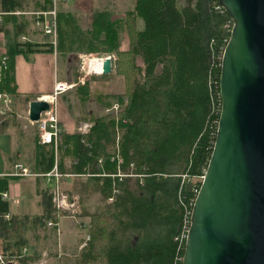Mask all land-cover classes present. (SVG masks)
Here are the masks:
<instances>
[{"label": "trees", "instance_id": "trees-1", "mask_svg": "<svg viewBox=\"0 0 264 264\" xmlns=\"http://www.w3.org/2000/svg\"><path fill=\"white\" fill-rule=\"evenodd\" d=\"M218 5V0H135L125 17L96 9L87 27L76 12L58 10L56 43L47 35L44 43L28 40L9 50L0 72L2 92L16 93L14 57L21 52L56 51L63 58L116 53L115 66L125 76L123 93L98 97L110 110L94 117L87 132L61 128L56 143L36 139L31 171L46 173L56 165L61 173L86 175L105 200L90 214L79 263L99 258L102 264H182L183 235L221 111V61L232 28L226 25L233 21ZM50 6L47 0L44 8ZM124 32L126 50L120 43ZM73 88L79 101L88 100V79ZM19 177L0 175V236L13 228L16 240L25 235L13 226L18 217L1 194ZM45 199L42 217L57 219L62 213L53 208L51 194Z\"/></svg>", "mask_w": 264, "mask_h": 264}, {"label": "water", "instance_id": "water-1", "mask_svg": "<svg viewBox=\"0 0 264 264\" xmlns=\"http://www.w3.org/2000/svg\"><path fill=\"white\" fill-rule=\"evenodd\" d=\"M218 2L233 25L221 61L215 142L182 264H264V0ZM111 62L105 60L103 73ZM48 106L32 100L30 120Z\"/></svg>", "mask_w": 264, "mask_h": 264}, {"label": "crops", "instance_id": "crops-1", "mask_svg": "<svg viewBox=\"0 0 264 264\" xmlns=\"http://www.w3.org/2000/svg\"><path fill=\"white\" fill-rule=\"evenodd\" d=\"M46 4L47 0H0V59L2 56H7L8 60L9 50L16 48V43L18 42L23 43L28 40L39 43L46 42L47 35L49 34H46L43 31L41 27V18H38V12L45 11L46 9L44 7ZM134 5L135 0H59L58 10L64 12H76L81 19L82 26L87 27L90 25L92 15L96 9L113 10V17L118 18L125 17L126 11L133 8ZM12 6L16 8L11 11L7 10ZM123 7L125 8L124 10ZM127 40L128 37L124 32L121 36V49H127ZM77 54L79 53H70L64 58L58 56L56 51H40L29 54L21 52L15 54V77L12 83L16 86V93H9L11 95L9 108H6V105L0 103V108H2L0 114L13 112L15 109L16 115H13V118L4 119V117L3 119H0V134L4 136L14 135L17 140L16 145L11 148V151L4 152V155L6 156L3 165L4 171L2 170L3 172H1L0 170V175H11L10 173L14 171V166L17 162L22 163L28 169L32 170L31 166L34 158H32V156L33 153L35 154L37 136L39 138L40 135L35 133V137H33L32 132L30 133L31 126L22 119L21 121L23 124H19L17 121L20 118H29L28 111L32 100L43 99L56 94L60 129H65L68 132L76 131L78 127L80 132H87L90 129L92 119L96 116L90 115L89 117H79V121L77 122L76 118L68 115L70 112L67 108V101L68 97L72 94L68 93V91H70L72 87H69L66 90L57 91V84L59 82L64 85H67L69 81L76 82L73 75L68 73V70L65 74L64 64L70 60L71 56ZM102 94L100 93L98 96ZM12 101H14L13 104H11ZM15 104H17L18 108L17 106L16 108L14 107ZM17 115L18 119L16 118ZM29 122L30 124H35L30 118ZM85 123L89 126L84 127L83 125ZM26 156L29 157L28 160H26ZM71 162V158L66 159L68 168L71 166ZM72 176L74 181L78 179L76 177H86V175L75 173ZM53 184L54 182L52 180L43 175L20 176L17 180L10 183L8 192L9 200L11 201V214L18 217L13 226L18 227L20 232L24 233L25 237H23L24 239L19 238L16 240V233L13 228L7 231L3 237L0 236L6 254L15 256L20 253V251H27V253L30 254L29 251H34L32 249H35L36 247L40 252L47 251L45 243H47L48 240V233H50V240L53 242L56 240L57 227L60 232V217L58 225L56 226L48 225L46 223L44 224L36 218L39 215H43L45 211V196H49L50 194L52 196L50 189H53ZM27 189H30V191ZM75 195L74 203L76 204L79 196L78 192H75ZM89 215L90 214L87 213V215L83 217H77L79 220L86 222L85 219L90 218ZM9 216H11L10 213ZM50 219L54 220V218ZM41 225H44V228H41ZM80 228L83 229L81 226ZM29 231H34V234H28ZM72 231L74 232V230ZM65 236L68 238V242H66L65 238L62 247L65 246L66 249V245H69V249H66L69 252H72V247H75V253H73V256L70 258L67 257V255L63 256V253L61 254L58 249L57 252L59 255H56V257H60L63 260L72 259V261H74L75 257L76 259L78 258L77 249H80L82 252L86 242L83 240L79 242L77 240L73 241L72 238L68 237L70 236L69 234ZM30 239L33 240L30 241ZM21 242L25 245L19 246ZM76 243H78L77 249L75 245ZM62 264H64V262Z\"/></svg>", "mask_w": 264, "mask_h": 264}, {"label": "rangeland", "instance_id": "rangeland-1", "mask_svg": "<svg viewBox=\"0 0 264 264\" xmlns=\"http://www.w3.org/2000/svg\"><path fill=\"white\" fill-rule=\"evenodd\" d=\"M112 1H117V0H112ZM182 1L183 0H180V2H182ZM124 9L125 8L123 7V10ZM140 25L142 26L141 22H140ZM126 42H127L126 46L128 48L129 47V39ZM122 50H126V49H122ZM111 54L114 57V61H113L110 72L103 73L100 75L90 74V75L86 76L85 79H83V80H81L80 78H81V76L86 75V69L82 70V63L87 62V60L85 62V57H84L85 54L79 53L77 55H73L70 57V60L67 61L66 64H64L65 74H66V71L68 70V73L73 75L74 80L75 81L77 80L76 82L69 81L67 84L68 88L72 87V89L70 91H68V93H70V94L72 93L71 96L68 97V101H67V108L70 112L68 115H70V117L76 118L77 122L79 121V117H84V116L89 117L90 115L99 116L106 111V110H104V107H101V106H103L101 104V102H98L99 101L98 94L103 93L102 95H106V94H116V93H123L124 92L125 83H126L125 76L120 74L117 70V66H115V63L118 60L117 54L116 53H111ZM91 56L95 57V56H99V55H95V56L91 55ZM65 61H66V59H65ZM137 62L139 65H143V61L140 58H138ZM87 70H88V68H87ZM87 79L89 80L90 95H89L88 100H86L85 102H81V101H79L77 95L75 94L73 87L79 83L83 84ZM56 101H57V99H56ZM16 106H17V104H15L14 107L16 108ZM14 107H13V109H14ZM17 108H18V106H17ZM10 110H11V108H10ZM15 112H16L15 109L13 110V112H5V113L3 112L4 114H0V119H3L4 117H5L4 119L13 118V115L14 116L16 115ZM16 118L18 119V115L16 116ZM21 119L26 121L27 124L29 126H31L30 127V133L32 132L33 137H35V133H38V135H39V131H40L39 125L36 122H34L35 124H30L29 118H20L19 120H17L19 124H23ZM76 131H79V127L77 128ZM16 140L17 139L14 135L4 136V135L0 134V170H1V172L4 171L3 165H4L5 159H6L4 152L11 151L12 150L11 148L16 145ZM33 157H34V153H33L32 158ZM25 158H26V160L29 159L28 156H26ZM34 173H36V172H34ZM37 174H39V173H37ZM62 174H64V175L60 177L58 184L60 186V189L62 191H64V193L67 195V204L64 203V206L66 205L65 207L57 209L54 206V202H52L54 208H56V210L58 212L60 210L61 211L60 213H62V214L60 216L58 215L57 219H54V220H51L50 218H46L44 216L42 217L41 215L38 216L39 219L36 217L38 220H40L44 224L46 223L48 225H55V226L58 225V220L60 217V232L58 231V227H57V235H56L57 238H56V240L54 242L52 240H50V233H48V240H47V243H45V246L47 247L46 248L47 251H44V252L41 251L40 252L39 249L36 247L35 249H32L36 252L29 251L30 254H28L27 251H22V252L20 251V253L13 256V255H8L5 253V251L3 249V245H2V239L0 238V253L3 257L5 264H62L63 262H64V264H83L81 262L79 263L80 258H81V250L77 249L78 243L75 244L76 249L78 250V252H77L78 258L76 259V257H75L76 261L75 260L72 261V259L71 260H67V259L63 260L60 257H56V255L57 256L59 255V253L57 251L59 249L60 253L61 254L63 253V256L67 255V257H70V258L73 256V253H75L74 252L75 247H72V250H71L72 252H69L66 250V249H69V245H66V249H65V246L62 247L64 239L66 238L65 235H67V234L70 235L68 237L72 238L73 241L77 240L79 242V241L83 240L87 243V241L89 239L87 227L90 223V218H86L85 219L86 222H84V221L79 220L77 216L83 217V216L87 215V213L92 214L94 212H97L101 208V206L104 204L105 200L103 199L102 194L100 193L99 189L92 183V181L88 180L87 176L86 177H83V176L82 177H76L75 176L78 179H76L74 181L73 176H72L74 173L66 172V173H62ZM65 174H69V175H65ZM29 178H32V177H29ZM50 180H52L54 182V184L52 185V187L54 188V186L56 184V179H54V177L52 176V177H50ZM56 186H57V184H56ZM27 190L30 191V189H27ZM51 191H52V189H50V192ZM75 192H78V194H79V196L77 195L78 199L76 198L78 200L76 204L74 203L75 197H76ZM89 217H90V215H89ZM87 223H88V225H87ZM84 224L87 226H85ZM80 226L83 229H81ZM41 228H44V225H41ZM72 230H74V232ZM28 234L33 235L34 231H29ZM71 235H74V236H71ZM32 240L33 239H30V241H32ZM66 242H68V238H66ZM102 263H103V261L98 258L97 260H95L91 263H88V264H102Z\"/></svg>", "mask_w": 264, "mask_h": 264}, {"label": "built area", "instance_id": "built-area-1", "mask_svg": "<svg viewBox=\"0 0 264 264\" xmlns=\"http://www.w3.org/2000/svg\"><path fill=\"white\" fill-rule=\"evenodd\" d=\"M58 1L59 0H51V6L45 10V11H41L38 12V18H41V27L43 29V31L46 34H49L52 37V40L54 43H56V36H57V15H58ZM219 8H223L222 5L219 3V5L217 6ZM233 25V24H232ZM231 23H227L226 26L231 28ZM91 55L94 54H85V62L87 60L86 63H82V70L86 69V75L81 76V80L85 79L86 76L90 75V74H96V75H100L103 74V70H104V62L107 58L111 59V63L113 64L114 61V57L111 53H106L103 55H99V56H95L92 57ZM92 59L97 60V62L99 63L98 68H93L90 69L89 68V63ZM7 67V56H2L0 59V72L2 71L3 68ZM88 68V70H87ZM58 89L57 91H62L68 88L67 85H64L63 83L59 82L57 84ZM10 94L7 92H2L0 91V103L6 105V108H9V102H10ZM45 100L48 101L49 106L46 110L41 112V117L39 119V121L37 122L39 125V140L42 143H51V142H57L58 136H59V131H60V127H59V114H58V105H57V101H56V94L47 97V98H43ZM113 107L115 109L118 108V104H114ZM110 108L107 109V111H109ZM89 126L88 124H85L84 127ZM11 175L14 176H29V175H43L46 176L50 179V177H54V179H56V184L54 186V188L52 189L51 193H52V201L54 202V206L57 209L63 208L64 203L67 204V195L64 193V191H62L60 189V186L58 184L59 179L61 176H63L64 174H62L57 166L55 165V167L53 168V170L46 172V173H34L32 172L30 169H28L25 165H23L22 163H16L14 166V171L12 173H10ZM65 175H69V174H65ZM1 196L3 198H8L9 199V192L5 191L1 194ZM74 204V203H73ZM7 217H10L9 214L6 215ZM51 224V223H50ZM187 232V230H186ZM183 236H186L183 235ZM0 264H5L3 257L0 253Z\"/></svg>", "mask_w": 264, "mask_h": 264}, {"label": "bare ground", "instance_id": "bare-ground-1", "mask_svg": "<svg viewBox=\"0 0 264 264\" xmlns=\"http://www.w3.org/2000/svg\"><path fill=\"white\" fill-rule=\"evenodd\" d=\"M98 66H99V63H98L97 60H95V59H92V60L90 61V63H89V68H90V69L98 68Z\"/></svg>", "mask_w": 264, "mask_h": 264}]
</instances>
